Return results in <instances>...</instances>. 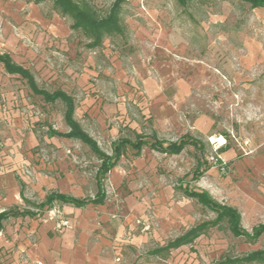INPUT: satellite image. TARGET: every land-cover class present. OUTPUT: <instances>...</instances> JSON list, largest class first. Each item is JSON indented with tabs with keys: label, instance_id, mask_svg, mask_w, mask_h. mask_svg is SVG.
Wrapping results in <instances>:
<instances>
[{
	"label": "rangeland",
	"instance_id": "obj_1",
	"mask_svg": "<svg viewBox=\"0 0 264 264\" xmlns=\"http://www.w3.org/2000/svg\"><path fill=\"white\" fill-rule=\"evenodd\" d=\"M18 1L36 5L48 18L56 14L49 0ZM86 1L100 16L112 2ZM62 20L69 27L70 21ZM121 22L124 35L106 37L96 50L86 48V40L77 32L70 31L66 40L73 45L72 51L49 36L45 60L40 59L49 66L47 74L40 76L45 66L34 69V74L39 87L49 92L57 88L56 80L68 83L69 68L76 79L98 89L97 100L108 108L102 111L108 115L104 130L85 117L80 122L108 155L112 143L133 139L135 130L146 136L155 133L165 141L189 135L205 145L209 169L196 181L191 180L196 165L192 148L177 156L144 149L137 159L128 150L107 175L103 189L108 214L129 223L132 229L127 232L145 236L127 252V263L212 264L225 256L263 249L264 236L248 244L233 238L222 223L165 258L148 255L215 217L184 197L180 183L236 208L247 232L264 223V207L252 223L248 222L251 214L243 209L264 206V8L253 9L239 0H192L186 6L176 0H131L122 8ZM11 24L1 17L0 34ZM151 90L155 94L150 95ZM161 94L165 100L159 99ZM49 109L51 122L56 124L64 107L57 102ZM219 137L225 144L215 150L210 141ZM43 148V161L49 163L54 149ZM63 151L69 159L63 176H77L83 198L91 199L97 191L99 161L78 141L70 140Z\"/></svg>",
	"mask_w": 264,
	"mask_h": 264
},
{
	"label": "crops",
	"instance_id": "obj_2",
	"mask_svg": "<svg viewBox=\"0 0 264 264\" xmlns=\"http://www.w3.org/2000/svg\"><path fill=\"white\" fill-rule=\"evenodd\" d=\"M1 17L12 24L11 27L4 26L1 31L0 54L9 55L14 63L28 69L39 87L34 69L45 66L40 76L43 78L47 74L49 66L40 59L45 60L48 37L60 41L61 48L72 51L73 45L66 43L69 27L57 14L48 18L36 5L18 0H1ZM67 72L70 74L68 83L64 85L62 79L56 80L55 90L74 99V118L86 133L89 134V130H85L80 122L81 117L88 122H97L100 130H104V118L108 115H103L102 111L106 112L108 108L97 100L98 89L76 79L70 68ZM84 76L89 78V75ZM149 92L155 94V90ZM163 96L161 94L159 99L165 100ZM50 110L18 76L6 74L0 65V213L13 208L23 210L28 207L25 201L41 204L51 193L86 199L79 188V178L72 174L63 176V165L69 162L63 149L70 140L47 135L49 129L67 132L63 116L52 124ZM43 146L54 149L49 163L43 161ZM52 206L69 219L73 230L55 231L50 223L42 221L39 212H35L34 217L8 219L0 233V264H115L116 259H119L118 264H128L127 252L145 240L143 235L127 232L132 226L114 219L104 204L82 209L59 203ZM262 207L261 204L252 209L243 208L244 212L251 214L248 222L256 221L255 215L263 212ZM46 210H42V215ZM256 250L259 249L250 252Z\"/></svg>",
	"mask_w": 264,
	"mask_h": 264
},
{
	"label": "trees",
	"instance_id": "obj_3",
	"mask_svg": "<svg viewBox=\"0 0 264 264\" xmlns=\"http://www.w3.org/2000/svg\"><path fill=\"white\" fill-rule=\"evenodd\" d=\"M44 0H38L35 4ZM52 10L62 19L70 21L69 29L72 32L80 33L86 40V48L96 50L100 48L106 37L123 36L124 26L121 22V13L123 6L131 0H112L108 10L104 16H100L95 8L86 0H49ZM180 6H186L192 0H176ZM228 1V0H216ZM247 3L251 8H264V0H239ZM0 65L4 72L10 76H18L25 84L26 88L34 95L41 99L46 106H51L56 102H60L63 107V123L67 128V132L47 131V135L51 137L63 138L66 140L78 141L99 161V166L95 174L97 191L91 199H75L73 197L61 194H49L43 203L35 205L25 201L28 207L36 209L39 216H42V210L49 209L53 203L70 205L75 208H85L86 206H101L105 202V192L103 183L107 175L113 170L122 157L127 155L128 150L132 151V158L137 159L141 156L144 149L161 155L177 156L186 148H192L193 157L196 165L192 172V181L198 180L203 176L204 172L209 169L206 166L205 145L199 139L184 135L175 141H165L157 138L153 133L150 136L145 134L133 133V139L120 138L111 144V154L108 155L97 145V142L91 138L75 120V101L74 99L61 90L53 92L39 88L35 82L32 73L17 65L7 54H0ZM216 161H218L216 159ZM180 192L184 197L194 200L204 209L214 214V219L204 221L189 230L185 231L174 240L169 241L162 247L155 248L148 252L149 256L157 258H165L170 251L178 250L181 247L189 246L199 237L205 235L209 230L219 228L225 223L231 236L236 239H243L248 244H255L257 240L264 236V225L253 227L250 232L244 230L241 226V215L236 208L221 205L217 203L206 191H194L188 189L187 185H178ZM36 213L28 209L19 210L17 208L10 209L0 213V233L3 230L5 221L11 218L34 217ZM212 264H264V248L259 249L239 257L225 256Z\"/></svg>",
	"mask_w": 264,
	"mask_h": 264
},
{
	"label": "built area",
	"instance_id": "obj_4",
	"mask_svg": "<svg viewBox=\"0 0 264 264\" xmlns=\"http://www.w3.org/2000/svg\"><path fill=\"white\" fill-rule=\"evenodd\" d=\"M222 140V141H220ZM210 144L215 148V150H218L220 147H222L225 142L223 141L222 137H219L214 142L210 141ZM42 221L50 223L53 226V229L55 231H71L73 229V225L69 221L68 218H66L63 213L56 207L52 206L50 209L46 211L44 215H42ZM137 223H139L137 221ZM148 228H144V230H147ZM119 263V259L115 260V264Z\"/></svg>",
	"mask_w": 264,
	"mask_h": 264
},
{
	"label": "bare ground",
	"instance_id": "obj_5",
	"mask_svg": "<svg viewBox=\"0 0 264 264\" xmlns=\"http://www.w3.org/2000/svg\"><path fill=\"white\" fill-rule=\"evenodd\" d=\"M220 141H222V140H220Z\"/></svg>",
	"mask_w": 264,
	"mask_h": 264
}]
</instances>
